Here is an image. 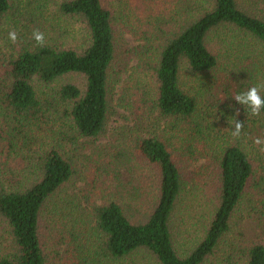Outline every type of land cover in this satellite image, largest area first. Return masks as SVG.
<instances>
[{
	"label": "rangeland",
	"instance_id": "374dc122",
	"mask_svg": "<svg viewBox=\"0 0 264 264\" xmlns=\"http://www.w3.org/2000/svg\"><path fill=\"white\" fill-rule=\"evenodd\" d=\"M67 1L70 0H12L11 10L0 24L3 188L7 192L25 191L37 184L42 178L43 161L52 150L61 153L74 168L71 180L51 198L42 213L40 233L46 264H155L147 253L120 261L103 255L104 238L96 229L92 210L94 205L117 201L127 207L132 219L151 211L160 184L159 170L136 148L141 139L151 136L168 145L183 177V191L172 220L175 249L181 257L203 239L213 219L224 150L237 146L248 156L254 178L234 212L221 250L210 262L223 263L227 253L238 247L243 263L247 249L264 242V152L260 151L264 145L254 143L257 138L264 140V114L250 115L233 96L247 90L240 86L249 82L250 76L253 86L262 84L261 46L235 29L213 33L211 43L220 49V55L229 49L228 55L224 54L227 57L220 59L215 73H195L183 63L180 83L194 101L195 111L188 121L166 118L157 108L154 70L163 45L192 12L182 9L185 0H103L113 14L117 56L110 75L108 125L98 139L88 140L72 130L71 119L65 114L69 107L52 109L44 117L21 122L8 99L9 64L24 50L41 47L32 37L35 30L44 34V45L56 49L82 51L90 44L85 23L60 11ZM210 1L189 0V4L195 5L193 12L199 16L209 9ZM254 5L264 17V0ZM13 30L17 33L15 43L8 38ZM225 40L228 42L223 44ZM123 49L131 54H123ZM32 84L43 103H56L62 86L71 84L82 92L86 87L85 77L79 74H68L51 84L34 78ZM231 117L245 125L239 139L231 136ZM120 178L129 190L115 182ZM134 190L138 196L131 194ZM15 248L11 228L0 216V257L13 254Z\"/></svg>",
	"mask_w": 264,
	"mask_h": 264
},
{
	"label": "trees",
	"instance_id": "16d2710c",
	"mask_svg": "<svg viewBox=\"0 0 264 264\" xmlns=\"http://www.w3.org/2000/svg\"><path fill=\"white\" fill-rule=\"evenodd\" d=\"M11 1L0 0V24L12 8ZM210 2L209 9L196 16L195 5L191 6L189 0L183 1L182 9L192 13L161 49L154 70L156 103L166 118L188 121L195 111L194 101L181 87L182 64L187 63L195 73H215L220 59L227 57L224 54L228 55L229 49H224L220 55V49L218 51L211 43L213 33L220 29H235L249 36L264 51V17L254 7L259 0ZM60 11L85 23L90 44L82 51L44 45L21 52L9 64V103L21 122L44 117L47 111L67 106L65 114L71 119L72 130L77 136L98 139L106 130L111 111L110 75L117 56L113 14L103 0H70L61 5ZM123 54L131 53L123 49ZM68 74L85 77L84 92L68 84L59 89L56 103H43L37 98L32 84L34 78L51 84ZM240 74L242 76V72ZM252 80L250 76V81L240 86L241 89L252 87ZM261 82L264 84V77ZM261 96L264 97V90ZM260 113L264 114V109ZM136 148L159 170L156 202L151 211L139 219L129 217L127 207L117 201L92 206L96 229L104 238L103 255L120 261L147 253L155 264H210L221 250L234 212L254 178L250 159L237 146L224 150L219 164V201L213 219L203 239L181 257L175 249L172 232V220L183 191L181 170L168 145L156 136L141 139ZM73 175V164L57 150H52L43 161L41 180L31 188L7 192L0 182V216L11 228L16 247L13 254L0 257V264H46L40 233L42 213ZM115 182L129 190L121 178ZM134 192L130 193L138 196V192ZM238 254V247H234L223 263L218 261L221 264H264V242L251 245L243 256V263Z\"/></svg>",
	"mask_w": 264,
	"mask_h": 264
},
{
	"label": "clouds",
	"instance_id": "9594fccd",
	"mask_svg": "<svg viewBox=\"0 0 264 264\" xmlns=\"http://www.w3.org/2000/svg\"><path fill=\"white\" fill-rule=\"evenodd\" d=\"M32 37L38 45H44L45 37L42 32H40L39 30H35L32 33ZM8 38L11 42L15 43L17 41L16 31H10L8 34ZM262 90H264V84L254 85L248 88L246 91L236 94L235 96H233V98L239 105L246 107L249 110L250 115L259 116L261 109H264V97H262L260 94ZM236 115H239V113L237 112ZM231 120L232 126H234V128H231V136L234 139H239L245 125L242 122L236 120L235 117H231ZM254 143L256 145H264V140L257 138ZM260 151L264 152V147H261Z\"/></svg>",
	"mask_w": 264,
	"mask_h": 264
}]
</instances>
